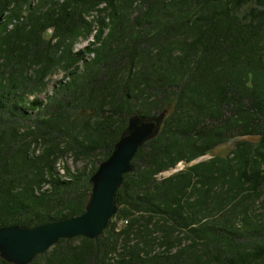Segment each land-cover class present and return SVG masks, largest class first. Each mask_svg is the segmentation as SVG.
Wrapping results in <instances>:
<instances>
[{
    "label": "trees",
    "instance_id": "trees-1",
    "mask_svg": "<svg viewBox=\"0 0 264 264\" xmlns=\"http://www.w3.org/2000/svg\"><path fill=\"white\" fill-rule=\"evenodd\" d=\"M161 114L103 234L30 264H264V0H0V228L82 215L128 119ZM68 154L96 164L61 176Z\"/></svg>",
    "mask_w": 264,
    "mask_h": 264
},
{
    "label": "water",
    "instance_id": "water-1",
    "mask_svg": "<svg viewBox=\"0 0 264 264\" xmlns=\"http://www.w3.org/2000/svg\"><path fill=\"white\" fill-rule=\"evenodd\" d=\"M164 114L155 118L133 115L115 143L109 157L90 176V195L80 216L33 228H0V259L8 264H30L34 257L50 250L61 239H96L116 212L115 196L123 176L132 170L138 149L157 136Z\"/></svg>",
    "mask_w": 264,
    "mask_h": 264
},
{
    "label": "rangeland",
    "instance_id": "rangeland-1",
    "mask_svg": "<svg viewBox=\"0 0 264 264\" xmlns=\"http://www.w3.org/2000/svg\"><path fill=\"white\" fill-rule=\"evenodd\" d=\"M91 39V37L89 38V40ZM87 43V41H81L77 44L76 48H82L83 46H85ZM62 73L61 72H57L55 73L50 79L49 81H47L46 84V92L49 93L53 87V85L55 84V82H58L61 79ZM44 93L38 95V98L41 100H44ZM234 145V141H231L225 145H223L222 147H219L218 149H216L215 153L217 155H227L228 152L233 148ZM208 157H203L201 158V160H207ZM92 164H96V158H83L80 157L78 159L73 158V156L71 154L66 155L65 157H63L58 165L57 168L59 169V173L61 176H64V171L62 168L67 167L69 169V171L71 173H75L77 171H82V170H89ZM172 173L166 172L161 174L160 177H167L169 175H171ZM263 202H264V189H263V195L261 196L260 199H258L257 201H255V203L253 204V207L250 210V214H254V215H260L261 213H264V207H263ZM120 224V223H118Z\"/></svg>",
    "mask_w": 264,
    "mask_h": 264
},
{
    "label": "built area",
    "instance_id": "built-area-1",
    "mask_svg": "<svg viewBox=\"0 0 264 264\" xmlns=\"http://www.w3.org/2000/svg\"><path fill=\"white\" fill-rule=\"evenodd\" d=\"M181 168H182V165H178V166H176V168L175 169H171L170 171H169V173H174V172H176V171H178V170H181Z\"/></svg>",
    "mask_w": 264,
    "mask_h": 264
},
{
    "label": "bare ground",
    "instance_id": "bare-ground-1",
    "mask_svg": "<svg viewBox=\"0 0 264 264\" xmlns=\"http://www.w3.org/2000/svg\"><path fill=\"white\" fill-rule=\"evenodd\" d=\"M54 245H55V244H54ZM54 245H53V246H54ZM53 246H52V247H53ZM34 258H35V257H34Z\"/></svg>",
    "mask_w": 264,
    "mask_h": 264
}]
</instances>
